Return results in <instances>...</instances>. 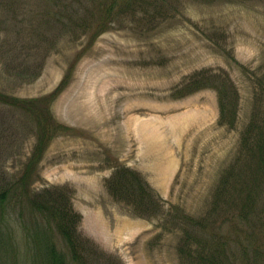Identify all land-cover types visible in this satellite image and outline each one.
Segmentation results:
<instances>
[{"label": "rangeland", "instance_id": "374dc122", "mask_svg": "<svg viewBox=\"0 0 264 264\" xmlns=\"http://www.w3.org/2000/svg\"><path fill=\"white\" fill-rule=\"evenodd\" d=\"M14 3L0 2V90L39 98L70 77L51 104L69 129L46 150L33 189L69 188L80 234L120 264H184L180 217L210 211L253 113L264 112V0H167L110 24L98 17L87 33L82 21L42 24L45 0ZM27 70L40 74L27 81L18 74ZM203 72L237 89L235 126L219 123L215 88L186 93ZM34 135L28 115L0 109V178L23 169ZM118 165L144 176L165 215L139 217L109 195ZM232 249L241 264L242 246Z\"/></svg>", "mask_w": 264, "mask_h": 264}, {"label": "trees", "instance_id": "16d2710c", "mask_svg": "<svg viewBox=\"0 0 264 264\" xmlns=\"http://www.w3.org/2000/svg\"><path fill=\"white\" fill-rule=\"evenodd\" d=\"M4 1L11 0H0ZM14 1V5L20 2L18 7H24L21 2L25 0ZM45 1L42 8L46 11L39 16L42 24L53 22L57 27H67L82 21L83 32L87 33L98 17L110 24L120 16L146 14L145 7L154 4L157 8L167 0ZM21 73L19 76L27 81L40 74L38 70ZM202 78L198 73L194 75L186 84V93L215 88L219 123L235 126L239 94L234 84L229 80L207 81L206 73ZM68 79L66 75L53 92L39 98H19L0 90V109L28 115L36 136L33 152L18 175L0 178V264H27L29 260L32 264H120L80 234L82 216L73 207L69 188L56 186L35 191L32 187L37 166L51 142L69 129L58 123L51 111V104ZM243 134L238 156L217 183L210 211L199 217H180L184 219V239L179 253L184 264H236L234 244L242 246L241 264L264 261V112L253 113ZM106 184L109 195L128 206L133 214L144 218L165 215L164 204L140 172L118 165ZM18 242L25 243L24 252Z\"/></svg>", "mask_w": 264, "mask_h": 264}]
</instances>
